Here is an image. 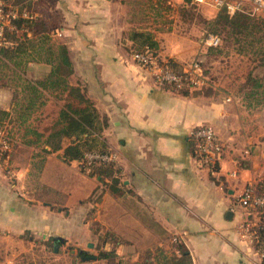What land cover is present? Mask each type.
Returning a JSON list of instances; mask_svg holds the SVG:
<instances>
[{"label": "crops", "instance_id": "0c3cea01", "mask_svg": "<svg viewBox=\"0 0 264 264\" xmlns=\"http://www.w3.org/2000/svg\"><path fill=\"white\" fill-rule=\"evenodd\" d=\"M183 3L21 0L30 20L42 21L50 37L66 46L73 68L69 83L80 84L106 118L102 136L118 182L80 172L77 161L61 159L63 149L43 154L49 130L37 128L40 140L19 146L27 156H16L10 165L9 158H0L2 264H42L36 261L38 241L43 246L50 239L72 253L78 250L85 261L87 256L98 260L96 253L86 252L94 246L124 259L144 255L152 264L158 249L171 252L180 244L193 264L264 263L240 231L248 216L237 201L246 185L264 178V106L247 109L232 94L184 95L159 86L154 71L131 56L130 35L138 31L157 41L154 54L161 62L172 59L185 68L193 60L206 65L216 60L202 27L166 12L167 5ZM212 13L203 16L210 20ZM259 15L264 18V10ZM233 54L241 56L233 51L225 56ZM39 67L30 62L26 69ZM204 124L224 145L213 172L192 153L191 131Z\"/></svg>", "mask_w": 264, "mask_h": 264}, {"label": "trees", "instance_id": "16d2710c", "mask_svg": "<svg viewBox=\"0 0 264 264\" xmlns=\"http://www.w3.org/2000/svg\"><path fill=\"white\" fill-rule=\"evenodd\" d=\"M188 1V0H185ZM8 4V0H5ZM21 0H13L10 6L18 7V17L12 19L14 30H5L6 39L15 42L13 46H0V61L12 62L15 67L21 66L23 63H46L51 66L48 75L44 80L31 82L29 87L35 93L40 95L47 90H59L66 93V99L58 112L56 121L52 124L47 135L42 140L43 144L48 146V149L42 148L43 154L55 152L63 149L61 159L64 162L77 161L84 170L85 159L84 155L87 152H99L109 154L110 150L106 140L102 136V131L107 125V120L98 114L93 102L86 96L84 88L80 84H70L69 77L73 72L72 64L68 56L67 48L64 44L58 42L55 47L43 44L47 39H52L48 34V30L42 21H32L21 17V8L24 4H20ZM207 27L206 36L212 31H227L229 36H235L234 42L238 45L240 38L237 36L244 35L251 38L249 42L252 46L256 42L257 51H254L258 60V65L264 67V18L261 16L251 17L244 9L237 10L229 14L224 8L220 9L216 16L211 20H206ZM20 29V30H19ZM24 30L21 36L16 35L18 31ZM31 33L29 36L28 33ZM228 36V37H229ZM243 36V37H244ZM135 43L133 49L144 51L146 49L154 51L158 48V43L153 39L151 33L134 31L130 35ZM212 46H208L210 53ZM237 54L245 55L247 52L243 47H234ZM46 51V57L41 59L39 55L42 51ZM211 54V53H210ZM260 56V57H259ZM165 64L175 72L180 73L183 69L181 65L172 59H167ZM206 74V71H204ZM20 73L24 74L22 68ZM253 82L250 87V92L247 93V104L251 107H261L264 104V87L260 81L251 74L248 76ZM200 88L189 91V89L178 90L184 95H200L205 94L199 92ZM44 102L40 101L42 105ZM35 101L30 102L26 107L33 109ZM38 104V105H39ZM36 108V107H35ZM1 124H4L0 120ZM38 136H43L36 134ZM64 140L67 144L63 147ZM113 163H91L89 164V176L98 175L102 179L107 177L111 180L112 185L117 183L115 178L116 169ZM82 170V171H83ZM113 189V186H112ZM255 192L264 196V178L258 183ZM264 214V208L262 209ZM259 242L255 248L260 247L264 243V226L257 231ZM178 254L174 251L166 252L158 249L157 264H193L187 250L180 244L176 246ZM111 255H116L114 250L102 251L98 258H109ZM264 260V259H263ZM264 264V263H263Z\"/></svg>", "mask_w": 264, "mask_h": 264}, {"label": "rangeland", "instance_id": "374dc122", "mask_svg": "<svg viewBox=\"0 0 264 264\" xmlns=\"http://www.w3.org/2000/svg\"><path fill=\"white\" fill-rule=\"evenodd\" d=\"M237 1H240L243 4L242 8L245 12L250 10L251 0ZM185 2L186 3L177 5L176 7L167 5L166 12L178 13L185 20H190L191 23L195 24V26L202 27L206 31L208 27L206 19L203 16L204 12L213 11L212 14H214L215 17L219 10L214 6L204 2H200L198 4L194 0H188ZM9 7L18 12L19 8L16 6H10L8 0V8ZM23 11L25 10L22 7L20 12ZM256 16L260 15L257 13L251 17ZM22 32H24V30L18 31L16 35L21 36ZM210 34L218 36L220 39V44L216 47L212 46L210 50L211 55L215 56L216 58L214 62H209L212 64L206 65L205 63L201 62L203 70L206 71V79L205 83H203L199 89V92H204V95L209 96H224L232 94L237 98L241 97L243 103L242 105L247 109H256L255 107H250L247 104L248 98H246V96L247 93L250 92V87L253 84V82L248 77L250 74L253 77H256L260 81V84L264 86V67L258 65V55L256 56L254 53V51H257L258 45L255 42L252 46L249 43L251 38L244 35L237 36L240 38V43L237 45L233 39L235 36H229L226 30L212 31ZM56 43H58L57 40L47 39L43 46L44 48L47 46H52L54 48ZM240 46H242L243 50L247 52L245 55H241L242 57L234 54L228 57L225 56L231 51L237 53L234 47L236 48ZM135 50L137 49H132L131 56ZM151 52L153 53L154 51ZM46 54L47 52L45 50L42 51L39 55V58H45ZM223 57L226 59H223ZM39 64L41 67L38 69L35 68L34 71L30 72L28 69H26V67L28 68L27 63H23L21 66L15 67L12 62L7 63L0 61V120L3 121L5 126H7L8 133L13 143V149L9 155L8 164H11L10 161H13V159H15L16 156L18 157L20 154L25 153L24 155L26 156L29 154L26 150L20 151V148H22L19 147L20 144L25 143L30 145L31 140H40V136L36 135L37 128L42 127L44 128L45 132L48 131L57 119L58 115L54 116V114L56 115V113L59 112L66 99V93H62L59 90H47L41 95L32 91L31 87H29V84L31 82L44 80L51 69V66L46 63L41 62ZM228 65L231 68L230 70H228ZM22 68L25 71L24 74L20 73ZM263 88L264 87L258 89L262 90ZM50 97L53 98L52 102L46 105V101L50 99ZM33 101L36 102V104L33 105L36 108H27L26 106ZM40 101H43L44 103L40 105ZM4 105H6L7 108H4ZM263 106L264 104H262V107ZM246 147L248 148L247 145ZM37 161L38 167L35 168L36 171L39 170V165L41 162L40 158H38ZM85 164L86 166H84V170L79 164V170L80 172L88 175L90 169L87 167L88 163L86 161ZM262 179L263 178H257L256 181H252L250 183L254 190L257 188L258 183ZM78 226L83 228L82 223H79ZM77 233L80 234V231L77 230ZM38 246L39 252L38 256L36 257V261L42 264H148L145 261L146 257L144 255H141L137 260L124 259L117 255H111L109 258H98V260L85 261L78 254L77 249V251L72 253L67 249L66 245L54 241L53 239L47 241V244L45 243L43 246L38 241ZM71 248L75 247L72 246ZM86 252H93L96 253L95 255L99 256L102 251L99 249V247H97L95 250L93 246L91 248H87ZM157 257L158 252L156 251V262L152 264H157ZM11 264L14 263L12 262Z\"/></svg>", "mask_w": 264, "mask_h": 264}, {"label": "built area", "instance_id": "2783aa9c", "mask_svg": "<svg viewBox=\"0 0 264 264\" xmlns=\"http://www.w3.org/2000/svg\"><path fill=\"white\" fill-rule=\"evenodd\" d=\"M197 3H208L218 10L225 9L229 14L237 10H242V3L237 0H194ZM250 10L246 13L250 16L259 14L264 10V0H251ZM18 17V12L13 8H8L5 0H0V46H13L15 42L5 37V30H14L12 19ZM21 17L31 19L32 16L27 12H21ZM204 43L207 46L216 47L220 44V39L216 35L208 34ZM133 60L144 68H150L154 71L155 82L159 86H170L176 90L189 89L194 90L201 88L205 83V70L199 60L191 61L180 73L173 71L167 64L157 59L154 52L146 49L144 51L135 50L132 53ZM193 139L192 153L197 161L214 171L216 163L223 157L224 145L212 126L204 124L195 127L191 131ZM13 149L12 139L8 133L7 126L0 123V158L6 160ZM88 163H110L113 156L109 154L87 152L84 155ZM238 204L246 209L247 218L240 224V231L243 236L247 237L253 246L259 242L257 231L264 226V196L259 195L252 188L251 184L244 187L242 193L238 196ZM263 215V216H262ZM176 241V239H174ZM262 259H264V243L256 249ZM178 254V250H174ZM0 264H2L0 262ZM6 264H11L7 262Z\"/></svg>", "mask_w": 264, "mask_h": 264}, {"label": "water", "instance_id": "95a60500", "mask_svg": "<svg viewBox=\"0 0 264 264\" xmlns=\"http://www.w3.org/2000/svg\"><path fill=\"white\" fill-rule=\"evenodd\" d=\"M45 205H48L50 208H54V206H52L50 203H48V202H45L44 203ZM57 210H59V211H61V210H63V208H57ZM227 214L228 215H230V214H232L230 211H228L227 212ZM89 246H91V244H89ZM81 252V251H80ZM85 259H87V260H97V258L95 257V256H87Z\"/></svg>", "mask_w": 264, "mask_h": 264}]
</instances>
